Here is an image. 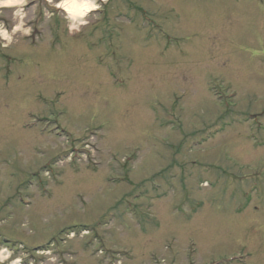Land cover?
Segmentation results:
<instances>
[{
  "label": "rangeland",
  "instance_id": "374dc122",
  "mask_svg": "<svg viewBox=\"0 0 264 264\" xmlns=\"http://www.w3.org/2000/svg\"><path fill=\"white\" fill-rule=\"evenodd\" d=\"M63 1L0 0V264H264V0Z\"/></svg>",
  "mask_w": 264,
  "mask_h": 264
},
{
  "label": "bare ground",
  "instance_id": "6f19581e",
  "mask_svg": "<svg viewBox=\"0 0 264 264\" xmlns=\"http://www.w3.org/2000/svg\"><path fill=\"white\" fill-rule=\"evenodd\" d=\"M14 0H6V5H11ZM59 7L63 8L69 15L76 17L90 13L96 9L91 1L84 0H65L59 4Z\"/></svg>",
  "mask_w": 264,
  "mask_h": 264
}]
</instances>
